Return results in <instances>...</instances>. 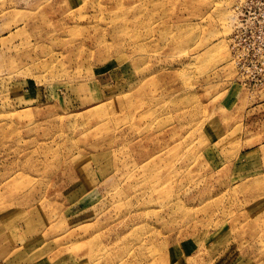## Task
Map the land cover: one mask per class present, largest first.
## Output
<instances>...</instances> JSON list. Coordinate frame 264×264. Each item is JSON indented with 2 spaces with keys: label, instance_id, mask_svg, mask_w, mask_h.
I'll use <instances>...</instances> for the list:
<instances>
[{
  "label": "rangeland",
  "instance_id": "obj_1",
  "mask_svg": "<svg viewBox=\"0 0 264 264\" xmlns=\"http://www.w3.org/2000/svg\"><path fill=\"white\" fill-rule=\"evenodd\" d=\"M259 7L0 0V264H264Z\"/></svg>",
  "mask_w": 264,
  "mask_h": 264
},
{
  "label": "built area",
  "instance_id": "obj_2",
  "mask_svg": "<svg viewBox=\"0 0 264 264\" xmlns=\"http://www.w3.org/2000/svg\"><path fill=\"white\" fill-rule=\"evenodd\" d=\"M255 1L257 4H260L259 9H261L264 6V0H252V2ZM256 20L258 22L259 25H261L258 29V31L260 34L263 33L264 34V13L260 14L259 17L255 16ZM255 30V29H254ZM253 67L255 68V70L253 71V79L255 77H257V75H262L260 72L263 71V67L259 66L258 62H256V64L253 65Z\"/></svg>",
  "mask_w": 264,
  "mask_h": 264
},
{
  "label": "crops",
  "instance_id": "obj_3",
  "mask_svg": "<svg viewBox=\"0 0 264 264\" xmlns=\"http://www.w3.org/2000/svg\"><path fill=\"white\" fill-rule=\"evenodd\" d=\"M263 110H264V103H263ZM259 115H261V114H259Z\"/></svg>",
  "mask_w": 264,
  "mask_h": 264
}]
</instances>
